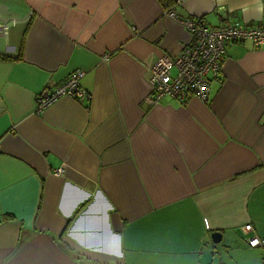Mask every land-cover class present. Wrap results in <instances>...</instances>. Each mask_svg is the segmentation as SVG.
I'll return each mask as SVG.
<instances>
[{
    "label": "crops",
    "instance_id": "crops-1",
    "mask_svg": "<svg viewBox=\"0 0 264 264\" xmlns=\"http://www.w3.org/2000/svg\"><path fill=\"white\" fill-rule=\"evenodd\" d=\"M178 1L0 0V264H264V48L227 46L207 102L147 101L189 41L168 12L264 27V0ZM77 70L88 100L37 109Z\"/></svg>",
    "mask_w": 264,
    "mask_h": 264
},
{
    "label": "built area",
    "instance_id": "built-area-1",
    "mask_svg": "<svg viewBox=\"0 0 264 264\" xmlns=\"http://www.w3.org/2000/svg\"><path fill=\"white\" fill-rule=\"evenodd\" d=\"M167 15L186 29L189 41L177 57L163 56L151 67L150 94L147 97L150 104H155L164 97L180 103L191 98L207 102L211 81L220 74L227 46L249 42L255 48H264V27L232 22L211 28L198 19L182 20L174 12H168ZM7 30L8 23H0V34H6ZM107 59L106 55L104 60ZM84 75L83 71L77 70L54 89H45L36 99L37 109H42L61 97L79 102L88 100L87 92L80 88ZM62 172V169H58L55 175L60 176ZM251 231V225L243 227L245 234ZM246 242L249 248L264 246V240L255 236L247 238Z\"/></svg>",
    "mask_w": 264,
    "mask_h": 264
},
{
    "label": "trees",
    "instance_id": "trees-1",
    "mask_svg": "<svg viewBox=\"0 0 264 264\" xmlns=\"http://www.w3.org/2000/svg\"><path fill=\"white\" fill-rule=\"evenodd\" d=\"M157 1L162 5L165 11L170 10L171 0H157ZM20 52H21V49H19V57L17 59L20 58V54H21ZM3 59H9V58L0 55V60H3Z\"/></svg>",
    "mask_w": 264,
    "mask_h": 264
},
{
    "label": "water",
    "instance_id": "water-1",
    "mask_svg": "<svg viewBox=\"0 0 264 264\" xmlns=\"http://www.w3.org/2000/svg\"><path fill=\"white\" fill-rule=\"evenodd\" d=\"M211 239L214 243H219L221 240V234L218 232H214L211 234Z\"/></svg>",
    "mask_w": 264,
    "mask_h": 264
}]
</instances>
